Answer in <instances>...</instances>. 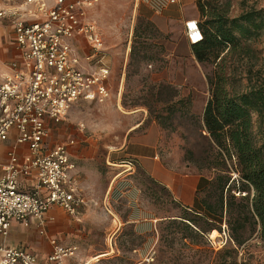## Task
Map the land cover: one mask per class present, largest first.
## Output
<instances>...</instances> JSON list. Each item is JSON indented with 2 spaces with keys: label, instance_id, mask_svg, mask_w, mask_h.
Listing matches in <instances>:
<instances>
[{
  "label": "rangeland",
  "instance_id": "rangeland-1",
  "mask_svg": "<svg viewBox=\"0 0 264 264\" xmlns=\"http://www.w3.org/2000/svg\"><path fill=\"white\" fill-rule=\"evenodd\" d=\"M226 1L202 0L207 4L208 12L211 2ZM230 1L232 16L252 7L264 9V0ZM142 2L100 0L94 8L92 15L104 34L113 68L111 96L104 102L75 104L67 118L53 128L51 144L75 138L76 143L85 147L82 156L73 155L78 171H83L82 167L99 171V177L92 178L91 183H87L84 175L81 177V187L90 199L82 221L58 209L60 231H63L61 242L79 248L69 263L85 264L90 260L91 264H264V240L259 231L252 234L250 228L244 232L246 240L241 246L230 241L225 248H219L224 234L218 228L186 239L182 224L167 220L159 225L157 241L155 232L152 233L145 250L150 253L145 254L139 251L145 238L135 232L134 226L113 221V212L124 216L127 205L124 199H117L110 180L124 169L121 161H135L137 168L135 158L126 157L123 148L130 138V128L141 121L143 114L147 116L146 121L135 132L141 134L154 122L159 124L161 159L165 169L170 170L166 172L198 171L202 187L218 173H225L211 166L215 163V150L204 128V111L211 94L207 76L212 74L215 65L197 59L193 44L178 26L174 25L170 32L164 33L154 23L149 24L139 8ZM204 20V15L199 18L200 23ZM8 34H11L10 26L0 22V40H6ZM253 48L256 54L252 64H256V69L264 70V33ZM237 58L242 64L247 61L244 55ZM229 61L231 64L230 58ZM242 81L247 83L245 77ZM138 109L141 112L135 114ZM81 123L86 126L84 130ZM230 174L233 178L238 177L236 171H230ZM144 175L145 185L155 192L148 191V196L158 211L174 213L173 195L161 186H155ZM242 195L244 193H237L238 197ZM224 225L227 224L224 222L222 229ZM36 232L40 234L38 229ZM152 244H155L154 249L150 250ZM108 248L113 249L110 255L93 257L107 252Z\"/></svg>",
  "mask_w": 264,
  "mask_h": 264
},
{
  "label": "built area",
  "instance_id": "built-area-1",
  "mask_svg": "<svg viewBox=\"0 0 264 264\" xmlns=\"http://www.w3.org/2000/svg\"><path fill=\"white\" fill-rule=\"evenodd\" d=\"M99 2L0 0V22L10 26L19 55L0 57V239L15 222L43 226L54 206L81 220L82 208L89 204L75 174L71 147L76 139L53 145L51 137L75 104L104 102L111 96L108 49L91 14ZM185 31L191 44L204 40L198 19L187 20ZM80 39L89 52H83ZM134 162L124 163L136 166ZM223 234L219 248L229 240L225 229ZM51 244L52 264H65L78 249L58 238ZM0 264H41V258L27 246L0 240Z\"/></svg>",
  "mask_w": 264,
  "mask_h": 264
},
{
  "label": "trees",
  "instance_id": "trees-1",
  "mask_svg": "<svg viewBox=\"0 0 264 264\" xmlns=\"http://www.w3.org/2000/svg\"><path fill=\"white\" fill-rule=\"evenodd\" d=\"M200 3L205 16L201 22L204 40L192 48L200 62L215 65L207 76L211 94L204 128L215 150L211 166L225 173H218L198 190L197 207L182 209V219L169 220L182 224L186 239L218 228L229 235L221 248L230 241L241 246L248 228L252 234L259 231L264 240V70L252 64L253 44L264 33V9L252 7L232 16L230 0L211 2L210 12L205 2ZM241 55L247 59L245 64L237 58ZM244 77L247 83H243ZM230 171H236L238 177L233 178ZM152 183L157 184L153 179ZM237 193L244 195L238 197ZM173 200V208H179ZM224 222L228 227L222 229Z\"/></svg>",
  "mask_w": 264,
  "mask_h": 264
},
{
  "label": "crops",
  "instance_id": "crops-1",
  "mask_svg": "<svg viewBox=\"0 0 264 264\" xmlns=\"http://www.w3.org/2000/svg\"><path fill=\"white\" fill-rule=\"evenodd\" d=\"M99 3L94 8H97ZM94 8L92 11H94ZM139 8L141 14H143L148 20L152 21L161 32L168 33L172 30L173 26L176 25L180 28L186 39V21L189 19L199 20V18L203 17L200 0H179L175 3H172L170 0H143V2L140 3ZM80 40L83 52H89V47L86 46L82 39ZM0 57L3 59H16L19 57L14 43L10 40V34H8V38L6 40H0ZM108 61L112 68L109 56ZM134 112L136 114L141 112V110L138 109ZM146 118L147 116L143 114L141 121L136 122V124L130 128V138L123 148L125 152L124 155L126 157L135 158L138 163L137 168L132 165L123 164L124 162L121 161V165L124 166V169L117 172L110 180L111 189L115 188L116 190L117 199H124L127 205L124 216L119 212L116 214L113 212V215L115 216L113 221L117 222L119 225L132 224L135 228V232L145 238L143 247H140V252H145L146 248H148V243L152 238V233L155 232V241L158 240V236L160 234L159 225L161 222L169 219H182V209H188L190 211L197 207L198 190L203 184L198 171L195 172L197 174L185 172L172 174L170 172H166L170 170L167 168L165 169V165L161 159V128L159 124L154 122L147 130H145V132L141 134H137L135 132L143 126ZM78 140L79 139L77 137V141ZM62 141H65V139ZM78 143L71 147L72 156H82V154H84L85 147L83 144ZM0 150L1 154L2 147H0ZM2 157L3 156L0 155V158ZM80 170L75 171V174L79 179V183H81V177H83V175L88 179L87 183H89L90 180L92 181V178L99 177V171H89L87 167H82L83 171ZM143 175H147L150 181H152V179L156 181L157 184H154L155 186L166 187L171 195H173V199H175L180 205L179 208L173 210L174 213L165 214L160 210L158 211L155 202L148 196V191L151 192L152 190V193L155 192L152 188L149 189V186L145 185L146 183L144 182L146 180L143 178ZM81 190L87 199H89V197L84 193L82 187ZM89 205L90 199L88 206ZM88 206L82 208L81 221L88 210ZM58 209L60 210L61 208L54 206L48 212L46 217L47 220L43 226L38 225L36 222L30 227H26L18 222L13 223L10 234L6 238H2L0 240L9 246H27L40 256L41 264H52L48 261V257L53 248L51 239L58 238L60 242L63 240V231H60L61 216ZM42 228L46 230L45 233H42ZM36 229L39 230L40 234L36 232ZM109 242L112 241L110 240ZM154 245L155 244L151 245L150 250L154 249ZM112 251L113 249L111 250L108 248L107 252H102L93 257H104L110 255ZM78 252L79 248L78 251L75 252V255H77ZM148 253H150L149 250L145 252V254ZM74 256L67 258L65 264H70L69 262ZM85 264H91V261L87 260Z\"/></svg>",
  "mask_w": 264,
  "mask_h": 264
}]
</instances>
